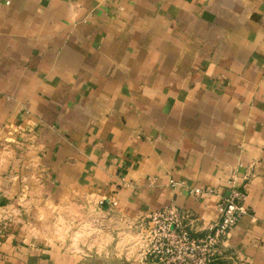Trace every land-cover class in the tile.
<instances>
[{"label": "crops", "instance_id": "1", "mask_svg": "<svg viewBox=\"0 0 264 264\" xmlns=\"http://www.w3.org/2000/svg\"><path fill=\"white\" fill-rule=\"evenodd\" d=\"M230 179L217 259L264 264V0H0V264H151L115 225L203 235ZM74 207L105 245L51 238Z\"/></svg>", "mask_w": 264, "mask_h": 264}, {"label": "built area", "instance_id": "2", "mask_svg": "<svg viewBox=\"0 0 264 264\" xmlns=\"http://www.w3.org/2000/svg\"><path fill=\"white\" fill-rule=\"evenodd\" d=\"M228 196L218 203L219 219L195 234L185 223L186 217L174 206L151 213L143 228V251L151 264H211L222 254L224 242L241 218L249 213L247 193L235 179L229 180ZM213 190L193 188L199 196Z\"/></svg>", "mask_w": 264, "mask_h": 264}, {"label": "rangeland", "instance_id": "3", "mask_svg": "<svg viewBox=\"0 0 264 264\" xmlns=\"http://www.w3.org/2000/svg\"><path fill=\"white\" fill-rule=\"evenodd\" d=\"M58 211L54 213L49 222L52 228L51 238H65L67 242L72 243L73 247L75 243H83L81 248L85 247L86 250L94 242L99 245L107 243L106 236L110 229L102 218L93 216L90 212H82L77 207L67 209V212ZM64 213H67V215H64ZM145 226H147V220H140L132 228H124V230L121 229L120 225H115L116 242L121 241L126 236L127 240L130 238L132 246L141 247L142 249L144 245V235L142 233ZM88 250L87 252H91ZM215 261L213 262L217 264H236L230 259L220 258Z\"/></svg>", "mask_w": 264, "mask_h": 264}, {"label": "trees", "instance_id": "4", "mask_svg": "<svg viewBox=\"0 0 264 264\" xmlns=\"http://www.w3.org/2000/svg\"><path fill=\"white\" fill-rule=\"evenodd\" d=\"M216 262V261H215ZM215 262H212L211 264H217V263H215Z\"/></svg>", "mask_w": 264, "mask_h": 264}]
</instances>
